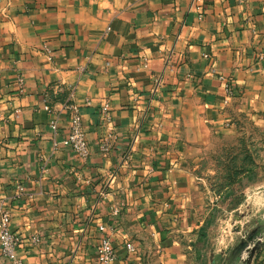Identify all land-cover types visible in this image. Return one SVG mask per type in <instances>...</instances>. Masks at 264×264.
I'll return each instance as SVG.
<instances>
[{"label": "crops", "instance_id": "0c3cea01", "mask_svg": "<svg viewBox=\"0 0 264 264\" xmlns=\"http://www.w3.org/2000/svg\"><path fill=\"white\" fill-rule=\"evenodd\" d=\"M73 89L87 159L61 143L69 110L54 136L45 108ZM242 116L264 118V0H0V197L26 264H98L104 234L113 264H185L193 155ZM257 219L258 249L233 264H264Z\"/></svg>", "mask_w": 264, "mask_h": 264}, {"label": "rangeland", "instance_id": "374dc122", "mask_svg": "<svg viewBox=\"0 0 264 264\" xmlns=\"http://www.w3.org/2000/svg\"><path fill=\"white\" fill-rule=\"evenodd\" d=\"M192 159L200 228L187 242L185 264H217V250L264 215V118H238L233 131L220 133Z\"/></svg>", "mask_w": 264, "mask_h": 264}, {"label": "built area", "instance_id": "2783aa9c", "mask_svg": "<svg viewBox=\"0 0 264 264\" xmlns=\"http://www.w3.org/2000/svg\"><path fill=\"white\" fill-rule=\"evenodd\" d=\"M22 82V79L20 80ZM75 95V90H71L66 103L63 108L56 110L51 105H46L45 108L52 113L50 120L51 130L54 136L58 134L59 122L62 117L63 111L69 110L68 115V134L61 140L64 146L70 147L76 155L81 159H87L90 155L91 148L87 140V133L83 124V118L79 106L71 99ZM90 103V100H87ZM102 113L104 120L109 123L111 122V115L109 113V105L105 103L102 107ZM58 146V143H55ZM107 144L104 143V150H107ZM49 157H42L40 166L41 175L48 171ZM20 189H23L20 187ZM5 198L0 197V254L3 258L10 262V264H26L19 254L18 246L21 238L16 231L10 227L11 212L6 207ZM101 231H105L104 225H99ZM40 238L34 237V241L38 242ZM126 249L129 253H137L139 246L134 242L126 243ZM117 256L113 241L111 237L104 234L97 246V263L98 264H113L114 259Z\"/></svg>", "mask_w": 264, "mask_h": 264}, {"label": "water", "instance_id": "95a60500", "mask_svg": "<svg viewBox=\"0 0 264 264\" xmlns=\"http://www.w3.org/2000/svg\"><path fill=\"white\" fill-rule=\"evenodd\" d=\"M260 234L261 229L257 227L252 230L246 237L242 238L241 241L232 249L227 264H233L237 260V258L243 256L244 252L247 248H249L250 244H252V247H250L251 253H254L260 245L259 241H257L259 240L257 239V237H259ZM251 253L247 254V256L244 257L245 261L250 260V258L252 257Z\"/></svg>", "mask_w": 264, "mask_h": 264}, {"label": "trees", "instance_id": "16d2710c", "mask_svg": "<svg viewBox=\"0 0 264 264\" xmlns=\"http://www.w3.org/2000/svg\"><path fill=\"white\" fill-rule=\"evenodd\" d=\"M256 175H257V174H256ZM257 176H258V175H257ZM254 179H255V178H252V179L250 180L249 183H251L252 181H254ZM232 190H233V189H232ZM234 190H235V189H234ZM234 190H233V191H234Z\"/></svg>", "mask_w": 264, "mask_h": 264}]
</instances>
